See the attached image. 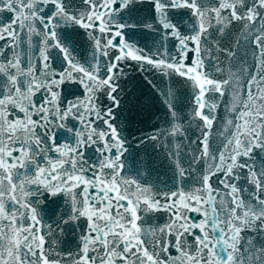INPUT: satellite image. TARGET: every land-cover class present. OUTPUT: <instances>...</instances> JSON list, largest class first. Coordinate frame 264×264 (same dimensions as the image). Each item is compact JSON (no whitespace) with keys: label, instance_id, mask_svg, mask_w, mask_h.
I'll use <instances>...</instances> for the list:
<instances>
[{"label":"snow or ice","instance_id":"6c2138e0","mask_svg":"<svg viewBox=\"0 0 264 264\" xmlns=\"http://www.w3.org/2000/svg\"><path fill=\"white\" fill-rule=\"evenodd\" d=\"M0 264H264V0H0Z\"/></svg>","mask_w":264,"mask_h":264}]
</instances>
